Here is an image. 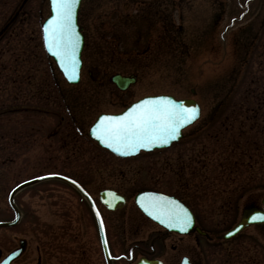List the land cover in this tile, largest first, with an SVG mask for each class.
Returning <instances> with one entry per match:
<instances>
[{"label": "rangeland", "instance_id": "1", "mask_svg": "<svg viewBox=\"0 0 264 264\" xmlns=\"http://www.w3.org/2000/svg\"><path fill=\"white\" fill-rule=\"evenodd\" d=\"M19 1H0L4 3H0V24ZM46 8V0H27L24 14L14 22L13 35L6 33L9 39L0 41V69L6 65L0 77V107L8 108L10 103L32 106L34 102L36 108L23 107L0 116V219L11 216L6 202L10 188L35 175L57 172L70 176L94 198L98 190L113 188L126 196L122 208L108 213L115 219L114 228L108 227L114 239L115 264H130L136 254L151 250L150 246L152 255L163 246L156 241L149 244L157 233L155 226L136 232L125 221L132 195L139 189L179 195L177 187L182 186L187 194L183 198L201 225L217 233L237 220L241 204L259 200L264 193V166L251 141L258 133L254 127L264 129L258 126L260 118L264 121V99L260 102L263 114L252 128L251 118L240 113L239 106L256 102L250 98L253 87H239L241 75L237 73L236 80L228 71L264 75V0H84L79 13L85 34L81 79L69 85L58 76L60 87L51 80L59 78L53 77L40 45L38 22ZM213 40L219 50L212 46ZM5 42L7 47L12 44L11 50ZM115 72L134 74L136 80L120 90L109 80ZM32 78H36L37 89ZM154 93L192 96L198 101L200 117L183 130L179 141L166 149L120 159L88 139L87 127L98 112L118 111L129 101ZM45 95L47 104L39 103ZM241 150L243 160L236 154ZM232 161L229 173L225 166ZM250 175L262 185L241 189L240 182ZM14 201L23 216L14 228L0 227L1 247L15 244L11 237L16 234L28 241L22 258L40 256L42 264H62V248L69 252L75 242L72 237L62 247L63 220L73 235L81 223L88 245L85 256L100 257L88 237L92 230L87 203L70 184L41 180L16 192ZM200 244L203 247L199 245L197 251L202 264L204 260L205 264H248L249 254L260 261L264 258V233L257 226L218 243H205L201 238ZM162 251L168 253L167 244ZM225 251L232 252L230 263Z\"/></svg>", "mask_w": 264, "mask_h": 264}, {"label": "snow or ice", "instance_id": "2", "mask_svg": "<svg viewBox=\"0 0 264 264\" xmlns=\"http://www.w3.org/2000/svg\"><path fill=\"white\" fill-rule=\"evenodd\" d=\"M75 4L76 0H51L53 15L43 26L45 45L59 59L69 79L76 78L77 45L72 26ZM197 114L196 108H186L168 97H154L133 104L120 116H101L92 132L101 143L125 154L135 152L139 147L167 144L178 134V129ZM141 206L149 215L170 227L183 230L184 225L190 222L186 210L164 197H148Z\"/></svg>", "mask_w": 264, "mask_h": 264}, {"label": "flooded vegetation", "instance_id": "3", "mask_svg": "<svg viewBox=\"0 0 264 264\" xmlns=\"http://www.w3.org/2000/svg\"><path fill=\"white\" fill-rule=\"evenodd\" d=\"M7 5V4H6ZM9 16L3 21V25L1 27H4L3 32L0 34V41L4 38L5 40H8L9 38L5 36L6 33L9 35H13V30L14 27H16V23L18 22V18L22 17L24 14L23 12V5L19 8L18 5L14 8L11 9ZM20 16V17H19ZM17 21L16 23H14ZM80 24V23H79ZM81 27V25H80ZM82 28V27H81ZM17 31H16V36H17ZM8 35V36H9ZM5 36V37H4ZM85 37V35H84ZM8 46L12 47V44L9 42ZM5 47H7V42H5ZM49 60V58H48ZM30 68V67H29ZM32 70V68H30ZM32 81L36 83V87L38 88V83L36 81V78H32ZM45 83V80H43ZM48 82V80H46ZM34 83V84H35ZM34 97V96H33ZM45 99L44 104H47V99L46 95L43 97ZM59 120L62 121V94L59 95ZM29 106V109H35V106ZM56 102L53 103V107H55ZM33 124V123H32ZM33 126V125H31ZM30 134L32 135L34 130L31 127L30 129ZM81 133V132H80ZM47 134L50 135V131H47ZM69 133L64 134V137L68 136ZM64 140V139H63ZM89 212H87L88 215V223L90 225V228L92 230V234H90L88 237L93 240V242L96 244L98 253L100 254V257L95 255V257H86L85 256V250L87 249V244L84 242L85 237L83 235V225L79 223L76 226V233L73 235L69 229H67V226L69 224L67 222H64L62 220V247H66L68 245L69 240L73 237L75 239L74 242V247L73 250H70L69 252L65 251V249L62 248V264H107L105 257L102 255V251L100 249V238H99V233H98V222L96 220V217L93 213V211L90 208H87ZM98 215L100 217L102 229H103V234H104V239L106 243V248L110 257V264H115V258L113 254V243L114 239L113 236H111L108 227L111 226L114 228L115 224V219L113 215H110V210L100 207L97 209ZM83 217H84V212H83ZM23 216L22 210L20 211V215L18 217V221L10 226L2 227V228H14L17 226ZM63 216V215H62ZM86 217V215H85ZM65 220V219H64ZM125 221L133 227V231H143L148 228L153 227V223L148 220L145 216H143L135 206H132L131 208L126 210L125 214ZM197 223L200 225L199 221L197 220ZM156 226V225H155ZM156 231L155 235L152 237L151 240H149V244L153 243L154 241L157 242L159 246H164L168 245L169 251L163 252L161 247V251L157 253L156 255L148 256L147 251L144 253H141L142 255H146L147 257H158L162 261V264H177L176 262L177 259H179L182 256H185L187 258V263L186 264H202L200 261V251H197L199 249V243H200V235H197L195 233H190L187 235H180L176 232L173 231H168L165 230L159 226H156ZM264 228V227H263ZM49 232V231H48ZM150 232H152L150 230ZM153 234V233H151ZM150 234V236H151ZM31 240H33V235L31 236ZM13 239L14 243L12 246L9 247H1L0 246V264H42V259L40 256H37L35 260H26L25 258H22V255L25 253L28 241L21 236H18L16 234H13ZM17 246L23 247L21 252L12 258H10L8 261H6V255L16 248ZM160 248V247H159ZM162 253H167V255H164ZM195 254V257H194ZM197 254V255H196Z\"/></svg>", "mask_w": 264, "mask_h": 264}, {"label": "water", "instance_id": "4", "mask_svg": "<svg viewBox=\"0 0 264 264\" xmlns=\"http://www.w3.org/2000/svg\"><path fill=\"white\" fill-rule=\"evenodd\" d=\"M79 1L80 0H76V4L74 6V9H73V17H72V26H73V30L76 34V49H75V56H76V59H77V64H76V67H75V75H76V78L75 79H69L68 75L66 74L65 72V69L61 66V63L59 61V59L52 53V52H49L46 45H45V42H44V35H43V26L47 24L48 20L51 18V16L53 15V12H52V7H51V0H49V4H50V13L49 15L43 20L42 24H41V28H42V38H43V43H44V46H45V49L47 51L48 54H50L52 56V58L54 59L57 67L60 69V71L62 72V75L63 77L68 81V82H71V83H74L78 80V72H79V66H80V57H79V53H80V49H81V45H82V36L78 30V25L76 23V14H77V8H78V5H79ZM134 76L133 75H128V76H122L120 75L119 73H114L110 76V80L112 82H114L116 84V86L118 88H121V89H124L126 88L131 82L134 81ZM154 97H168L169 100L173 101L174 103H178V104H182L184 105L186 108H196L197 109V113L199 114V107L196 103V101L194 99H191V98H179V99H176L174 98L172 95L170 94H155V95H146V96H143L141 99H138L137 101L135 102H132L131 104H129L125 109H123L121 112H118V113H113V114H108V113H101L99 114L95 121L92 123V125L90 126L89 128V134L91 137L95 138L97 140V142L103 146H106L108 147L106 144L104 143H101L100 140L98 139L97 136L93 135V132H92V129L95 127V125L97 124V122L99 121V118L101 116H120L122 115L124 112H126L133 104H136L138 102H140L141 100H144V99H150V98H154ZM198 114L196 115V117L198 116ZM195 117V118H196ZM194 118V119H195ZM193 119V120H194ZM193 120H191L190 122H192ZM189 122V123H190ZM188 124V123H187ZM187 124H184L182 125L179 129H178V134L175 136V138H171L169 139L168 143L171 141V140H174L176 139L179 135H180V129L182 127H184L185 125ZM167 143V144H168ZM167 144H153L149 147H143L145 149H150L152 147H156V146H164V145H167ZM110 148V147H109ZM113 150V148H110ZM114 151V150H113ZM115 153H118L116 151H114ZM130 153H134V152H126L125 154H130ZM118 154H121V153H118ZM45 177H57V178H60V179H64L66 181H69L71 182L72 184H74L78 189H80V187L74 182L72 181L71 179L67 178V177H64L62 175H57V174H50V175H43V176H39V177H35V178H31V179H28V180H25V181H22L20 183H18L16 186H14L10 193H9V196H8V201L10 203V205L12 206V208L15 210V215H17V209L16 207L14 206L13 202H12V194L19 188H21L22 186L26 185V184H29V183H32L34 181H37L39 179H42V178H45ZM82 191V190H81ZM82 193L85 195V193L82 191ZM148 197H164L166 200H172V201H175L176 204L180 205L184 210H186V208L180 204L177 200L173 199L172 197H169V196H166V195H163V194H160V193H157V192H151V191H143V192H140L138 194H136V196L134 197L135 199V202L136 204L140 207V209L146 214L148 215L149 217L153 218L154 220H156L157 222H159L160 224L164 225L165 227L169 228V229H173V230H177L179 232H186L187 230H190L191 227L190 225H184L183 227V230H181L180 227H170L168 225V223H162L160 219H157L155 216L153 215H149L148 212H146L144 210V208L141 206V204L143 202H145L146 198ZM100 199L104 202V203H108L107 205L109 207H119L123 200H122V197L120 195H117L115 194L114 192L112 191H107L105 194L103 192H101L100 194ZM116 202V203H115ZM187 212V211H186ZM188 213V212H187ZM255 217V218H254ZM264 219V207L262 209H255L254 207H244L242 212H241V215H240V219L239 221L237 222V224L229 229L228 231H226L225 233H223L222 237L223 238H229L230 236L234 235L235 233H237L238 231H240L244 226L250 224V223H260L262 222V220ZM14 223V221H6V222H0V225H7V224H12ZM191 224V223H190ZM198 230V228H196ZM199 231V230H198ZM139 263H143V264H160L158 261L156 260H145V259H140L138 261V263H135V264H139Z\"/></svg>", "mask_w": 264, "mask_h": 264}, {"label": "trees", "instance_id": "5", "mask_svg": "<svg viewBox=\"0 0 264 264\" xmlns=\"http://www.w3.org/2000/svg\"><path fill=\"white\" fill-rule=\"evenodd\" d=\"M264 45V44H263ZM262 45V46H263ZM245 62V60H244ZM264 65V62L262 63ZM234 69V68H233ZM238 74H240V78L237 80L235 78V76ZM228 76H231L232 78L236 79L237 81H239V87L240 85L246 87H250L252 86L253 88L249 89L250 91H254L251 93L250 98L255 99V103H258L259 107H254L255 103H250V104H245L244 106L240 105V113H245L248 116L246 117H250L251 118V126L253 128L254 126H257V116H259L260 114H263L260 110H262L260 108V102L263 101L262 99H264V75L261 74H257L256 71L254 72H248L245 74V71L242 73L241 71L238 72V70H236V72H231L230 70L228 71ZM237 77V76H236ZM242 103V102H240ZM264 112V109H263ZM260 128L264 127V121H262V119L260 118V123L258 125ZM255 129H257L258 133L256 132L255 138L252 139L251 144H252V149L255 150V152L258 154V158H261L260 161V166L261 168L264 166L263 163L264 158L262 157L264 155V129H259L257 127H254ZM253 147H255L256 149H254ZM247 149V148H246ZM238 158H241V160H243V157L245 155L244 150H241V154H238ZM252 154H249L248 159L250 158ZM233 161L229 162L228 166H225V168L228 170L229 173L232 172L231 168L233 167ZM241 167V165L239 166ZM238 168V167H236ZM235 172H237V174H241L240 170H236ZM254 177H252V175H250V178L247 177L245 180L242 179L243 181L240 182L241 185V189L245 190L247 187H252V186H261L262 183H259L258 181H254L253 179ZM239 254V252H238ZM240 255V254H239ZM246 257H248V264H264V258L261 259V261L259 260V257H257L256 255L253 254H249Z\"/></svg>", "mask_w": 264, "mask_h": 264}]
</instances>
